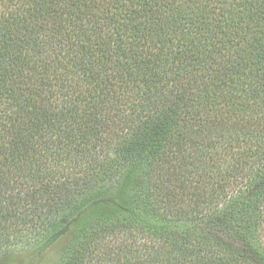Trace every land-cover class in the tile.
<instances>
[{
  "label": "trees",
  "instance_id": "obj_1",
  "mask_svg": "<svg viewBox=\"0 0 264 264\" xmlns=\"http://www.w3.org/2000/svg\"><path fill=\"white\" fill-rule=\"evenodd\" d=\"M20 254L264 264V0H0V264Z\"/></svg>",
  "mask_w": 264,
  "mask_h": 264
},
{
  "label": "rangeland",
  "instance_id": "obj_2",
  "mask_svg": "<svg viewBox=\"0 0 264 264\" xmlns=\"http://www.w3.org/2000/svg\"><path fill=\"white\" fill-rule=\"evenodd\" d=\"M61 244H57L54 248L51 249V251L49 253L51 254H54V252L57 250L56 248H60ZM47 254V253H46ZM46 256V255H45ZM42 259L44 258V256L41 257ZM41 259V260H42ZM27 255H19L16 259V261L19 263V264H23V263H29V264H36L35 263V260L34 259H29L27 261ZM40 261V260H39ZM14 262H15V259H14Z\"/></svg>",
  "mask_w": 264,
  "mask_h": 264
}]
</instances>
